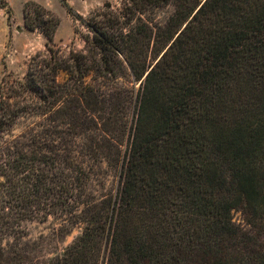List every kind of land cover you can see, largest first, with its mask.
<instances>
[{"label": "trees", "instance_id": "obj_1", "mask_svg": "<svg viewBox=\"0 0 264 264\" xmlns=\"http://www.w3.org/2000/svg\"><path fill=\"white\" fill-rule=\"evenodd\" d=\"M62 4L83 49L60 55L59 18L28 1L48 57L0 85V264H264V0ZM49 218L50 241L79 229L61 253L26 241Z\"/></svg>", "mask_w": 264, "mask_h": 264}, {"label": "rangeland", "instance_id": "obj_2", "mask_svg": "<svg viewBox=\"0 0 264 264\" xmlns=\"http://www.w3.org/2000/svg\"><path fill=\"white\" fill-rule=\"evenodd\" d=\"M24 1L26 0H13V7L9 18L6 13L7 9L3 8L6 22L0 25V85L4 79L8 81H23L28 64L37 53H41L48 57L45 48L46 40L43 35L37 31L29 32L24 28ZM63 1L71 7L75 14L86 18L90 13L102 8L106 3H109L115 9L125 0H40L36 2L50 10L59 18L60 25L54 36L52 46L59 51L60 55L65 56L70 51H81L83 49L84 42L79 34L74 33V29L77 27L80 33H84V29L81 27L79 21L68 14L62 4ZM172 13L173 7L167 6L153 11V14H147V17L153 18L158 23L163 24ZM7 26H9L8 29L10 31L9 37L7 36ZM3 33L5 35L4 38H2ZM57 80L61 83L64 82L66 80L65 74L60 72ZM83 84L95 85V82L92 81L91 76H88L83 80ZM108 85H126L129 87L131 83L124 77L117 82H110ZM134 88L137 90L138 84H135ZM36 101L37 103L34 105H47V103L44 102L45 99L40 100L37 98ZM43 109L44 107L41 110L42 112ZM49 118L50 116L48 114H40V119L38 118L37 122L46 125L48 124ZM34 121H36V118L31 119L27 117L25 119H20L11 135H18L25 127L29 126ZM113 184L114 178L110 177L108 180V187L112 188ZM232 220L244 230H249V226L246 224L244 216L240 211H232ZM25 228L27 232L26 241L40 242L44 240L43 247L48 253L63 252V249H65L80 233L79 229L75 228L59 240L50 241L48 238H50L54 230L58 228V222L53 218H49L44 222H29L25 225ZM45 243L49 244L46 245Z\"/></svg>", "mask_w": 264, "mask_h": 264}, {"label": "crops", "instance_id": "obj_3", "mask_svg": "<svg viewBox=\"0 0 264 264\" xmlns=\"http://www.w3.org/2000/svg\"><path fill=\"white\" fill-rule=\"evenodd\" d=\"M29 1H33V0H29ZM40 0H34V2H38ZM4 2L6 3L7 7L10 8V10H12V7H13V0H4ZM28 2L27 0L23 2V5ZM13 12V11H12ZM0 17H1V23L0 25H2V23L6 22V17H5V12H4V9H2L0 7ZM24 24V23H23ZM9 26H7V36L9 37L10 36V31H9ZM24 30V28H23ZM3 32V31H2ZM5 35L4 33L2 34V38H4Z\"/></svg>", "mask_w": 264, "mask_h": 264}]
</instances>
